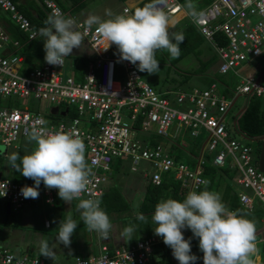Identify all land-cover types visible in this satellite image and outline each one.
<instances>
[{
    "label": "built area",
    "instance_id": "1",
    "mask_svg": "<svg viewBox=\"0 0 264 264\" xmlns=\"http://www.w3.org/2000/svg\"><path fill=\"white\" fill-rule=\"evenodd\" d=\"M42 1L51 13L55 10L63 13L54 1ZM159 7L172 24L176 20L182 21L187 15L177 0H160ZM0 10L10 13L13 21L29 38L36 36L30 20L19 12L11 0H0ZM123 13L130 14L131 9L125 7ZM199 13L197 20L190 19L204 38L212 43L220 59L218 72L223 75L232 72L241 77L230 97L221 93L216 82L205 88L194 87L190 91L170 89L158 92L142 79L141 72L133 64L121 60L119 53L112 54L115 45L107 47L103 37L94 30L95 26L89 28L73 16L77 20V30L93 52L88 58L83 78L77 80L72 72L71 75H64L65 59L61 66L44 62L23 74L24 56L10 54L18 42L11 38L0 22V48H3L0 54L1 144L19 147V138L28 135L34 127L78 135L85 145V162L90 170L87 191L81 194V198L92 199H98L103 194L106 173L118 159L130 161L133 171L137 170L140 162L147 163L149 168L143 169V175L154 185L161 183L164 174L172 173L182 188L200 191L206 182L203 175L206 150L214 166L227 167L235 172L234 182L241 205L249 212L264 211V172L258 168V158L249 145L230 136L224 119L238 95L254 93L264 101V73L258 82L252 75L242 77L239 74L245 63L263 54L264 0H211ZM216 32H222L227 37V45L214 42ZM9 98L20 102L4 104ZM34 103L38 104L37 111H33ZM43 104L51 106L50 109L58 107L59 113L49 111V114H44ZM65 109L67 113L61 115L60 111ZM41 120L45 123L41 124ZM137 133L145 137L140 140L136 137ZM153 133L169 138L168 142L151 143ZM202 135L206 138L195 168L173 157L172 143L178 141L179 145L185 146L186 138H204ZM32 184L33 181L2 177L0 191L5 185L6 194L0 199L9 202L11 208L17 211L33 200L20 194L21 187ZM246 189L251 190V194ZM39 195L51 205L58 196L56 189H48L43 184L39 187ZM261 221L264 224V214ZM45 225L48 226L49 222L46 221ZM94 235L96 254L76 256L69 264H155L151 255L154 247L162 241L154 234L130 247L111 249L109 235L107 238L98 236L96 232ZM259 243L264 244V235L254 241L253 264L258 257ZM0 264L61 263H48L26 252L16 254L7 247H0Z\"/></svg>",
    "mask_w": 264,
    "mask_h": 264
},
{
    "label": "clouds",
    "instance_id": "2",
    "mask_svg": "<svg viewBox=\"0 0 264 264\" xmlns=\"http://www.w3.org/2000/svg\"><path fill=\"white\" fill-rule=\"evenodd\" d=\"M159 2L160 0H150L136 7L130 14H114L110 10H105L103 17L90 14L85 23L89 28L95 26L94 30L103 37L107 47L112 44L116 46L121 60L133 64L138 71L157 73L159 62L155 56L156 50L165 49L170 57L176 58L180 55V44L184 41L182 32L170 34L169 18L159 7ZM184 7L193 20L199 18L200 13L195 9L193 0H186ZM44 23L46 27L40 29L44 60L50 65L61 66L74 48L80 49L83 46V35L77 30V20L66 17L59 10L50 13ZM235 76L238 77L239 84L241 77ZM212 82L218 84L212 80L208 86ZM218 88L222 93L219 85ZM227 115L228 110L224 119ZM40 123L45 122L41 120ZM28 139L34 142V147L27 154L12 152L7 156L14 170L33 181L32 186L21 187L22 197L37 198L39 187L43 184L48 189H56L58 197L67 204L76 200L79 212V221L68 213L58 222L55 242L51 245L46 239L37 241L39 255L51 258L55 255L58 244L68 247L79 222H83L98 236L107 238L112 226L108 215L100 207V201L81 198V194L87 191V178L90 174L85 162V145L82 139L70 132H48L43 127H34L28 134ZM5 194L4 185L0 197ZM150 215L155 225L152 228L154 234L160 236L163 243L171 249L178 264H195L197 256L191 251L193 238L198 240L203 264H253L255 225L238 212L228 210L217 192L204 188L200 191H188L182 200L162 198L154 205V211ZM136 219L145 220V214L136 212ZM185 229L192 234L187 239L183 234ZM134 230V226H125L121 238L131 240ZM250 255L252 259L249 258Z\"/></svg>",
    "mask_w": 264,
    "mask_h": 264
},
{
    "label": "trees",
    "instance_id": "3",
    "mask_svg": "<svg viewBox=\"0 0 264 264\" xmlns=\"http://www.w3.org/2000/svg\"><path fill=\"white\" fill-rule=\"evenodd\" d=\"M16 8L21 14L26 16L33 27L36 30V36L34 38H29L28 34L22 31L17 24L11 18V14L6 11H1L4 13L2 15V23L5 25L8 33L10 34L13 40L18 42L17 46L12 48L11 52L13 54L24 55V61L22 64L21 72L23 74L28 73L34 68L42 65L44 60V50H43V37L40 35V29L46 27L44 21L51 13L49 9H46L42 0H11ZM55 4L62 10L63 14L66 17L75 16L78 21H82L84 24L86 17L83 15L82 10L88 4L89 0H52ZM125 2L126 0H120ZM185 11L188 14L187 9L184 7L186 0H177ZM150 2V0L141 1L136 7L142 6L144 3ZM211 3V0H193L195 9L199 12L204 7L208 6ZM135 7V8H136ZM133 8V10L135 9ZM132 10V11H133ZM191 17H185L178 25L169 30L171 33L182 32L184 35V41L180 44V55L176 58L170 57L167 50L158 49L155 52V56L158 59L159 65L167 69L165 73V79L169 77V70L174 69L177 78L175 86L173 85L172 89H177V86L182 84V82L187 81L191 76H196L199 74H206L207 71L211 69L212 64L215 62L216 57H218L212 43L204 38L199 29L191 21ZM172 21V20H171ZM169 24H172L170 22ZM87 25V24H86ZM79 31V30H78ZM214 42L217 45H227L228 39L222 32H216L214 35ZM207 44L212 52V56L208 59H201L202 46ZM118 49L116 46L112 48V54L116 55ZM186 56H194L199 61V67L193 70L192 73H184L179 69H176V65L179 61L184 59ZM79 57L82 60V66L77 65V58ZM66 62L73 61V75L77 80L82 79V76L85 72V67L87 65L88 56L87 55H70L65 57ZM256 66L260 69L264 68V49L261 57L254 60ZM207 72V73H205ZM212 80L218 82L222 93L231 96L233 95V88L238 82V77L234 74L222 75L218 72L210 74ZM174 80V79H173ZM162 93V91H160ZM246 97L243 96V102L238 103L234 101L232 106L228 109V114L234 110L232 115L233 128L236 133L242 136L245 139L255 141L258 145L255 151L256 158L259 156L260 152V137L264 136V101L262 98L257 97L254 93H251L246 107L242 112L244 102ZM10 102V101H8ZM138 125V123H137ZM161 138L156 134H152L150 137V142L153 144L159 143ZM204 138H192L188 139L189 145L187 147L179 145L178 141L172 146L171 153L177 161H183L182 159L189 155L191 157L188 164L194 165L195 159L197 160L199 156V151L203 144ZM194 158V159H193ZM123 159L116 160L114 164L122 166ZM125 162V161H124ZM19 163V160H17ZM119 169V168H118ZM0 172L2 175L9 177L15 181H32L29 178H25L18 171L14 170L9 164L7 157L0 154ZM203 175L206 178V184L202 186V189L207 188L208 190L220 193L221 200L227 209L236 211L239 214L245 216L247 219L251 220L256 228L255 240L260 236L264 235V224L261 221V218L264 214L262 209L249 212L244 206L241 205L239 201L238 194L235 189L234 176L235 172L228 169L227 167H217L212 163V159L209 155L206 157L204 164ZM112 185L111 183L105 188L103 194L100 198V207L106 212L109 217L111 226L118 224V227L125 226H134V232L132 234V239L128 240L130 244L126 247H130L135 244L138 240L145 239L149 236L154 235L153 229L155 225L151 220V213L154 211V205L162 198H173L177 200H182L187 194L188 190L182 188L177 180L174 179L172 173H166L163 175V179L159 185H154L151 182H147L145 185H141V190L138 193L139 202L137 198L132 195H127L122 190V186H119L117 182ZM201 189V190H202ZM137 202L138 204H136ZM63 200L59 199L57 196L55 198L54 205L62 204L63 209ZM261 211V215H258ZM136 212H142L145 214V220L139 221L136 219ZM256 215V216H255ZM64 211H60V215L56 217L55 226L58 222L64 219ZM73 219L79 221V212L75 210ZM5 221L0 222V227L2 228L5 225ZM77 227H82L86 229L87 226L83 222H79ZM263 230V232H261ZM184 237L187 239L191 237L190 230H183ZM92 244V243H91ZM262 244V257L258 264H264V244ZM94 248L92 247V250ZM191 251L197 256L195 264H203L201 259L202 252L198 248V240L193 238L191 239ZM93 252V251H92ZM96 253V251L94 250ZM93 252V254H95ZM85 257V256H83ZM252 259V255L249 257ZM151 259L155 264H178V261L172 256L171 249L166 246L163 241L159 242L155 247L151 255Z\"/></svg>",
    "mask_w": 264,
    "mask_h": 264
},
{
    "label": "rangeland",
    "instance_id": "4",
    "mask_svg": "<svg viewBox=\"0 0 264 264\" xmlns=\"http://www.w3.org/2000/svg\"><path fill=\"white\" fill-rule=\"evenodd\" d=\"M123 7H124V2L120 0H89L88 4L82 10V13L86 17V19L90 14H97L103 17L105 10H110L114 14H123ZM2 15H4V13H1L0 11V22H2L3 20ZM2 50L3 48H0V54ZM71 54L92 56L93 52L89 48L87 42L84 39L83 46L80 49L74 48ZM219 60H220L219 57H216V61L219 62ZM76 62H77V65L82 66V60L80 57L79 59L77 58ZM197 67H199V61L194 56H186L184 59L179 61L176 65V69H179L180 71L184 73H192L193 70H195ZM249 68H252L255 72H257V74L254 75L255 79H257V77H259L262 70L258 66L253 65V64ZM169 71H170L169 77L167 78V80L165 79V73H167V69H165L163 66H160V65H159V71L157 73L149 74L147 72H141V71L140 72L142 74V79L145 82H147L151 87H153L155 90L166 91L172 88L173 85L175 86L177 84L175 82V79L177 78L175 74V70L170 69ZM63 72L65 76L71 75V71L69 69L68 64H66L65 67L63 68ZM200 75H203V78L206 77L204 76V74H199L197 76H191L187 81H184L182 82V84L178 85L177 88H180L181 90H184V91H190L194 87H199V88L207 87L208 85H206V83L204 84L202 83L201 80L197 79V77ZM241 102H243L242 96L239 97L237 104ZM42 107L45 109L44 114H49V111L51 110L50 109L51 106L43 104ZM70 108L73 111V107L70 106ZM233 114H234V110H232L225 117V121L227 122L229 126L230 136L238 141H241L245 144L250 145L253 149H256L258 144L255 141L245 139L242 136H240L238 133H236L235 129L233 128V122H232ZM136 137L141 140L145 137V135L142 133H139V134L137 133ZM0 139H1V135H0ZM17 144L19 145L20 155L27 154L34 147V142L28 139V135L21 136ZM2 147L3 145L0 143V149ZM204 154L207 157L208 151L205 150ZM182 160L183 162L188 164V162H190L191 160V157L189 155H186ZM188 165L191 168H195L197 165V160L195 159L194 165H190V164ZM131 167H132V163H130V161H125V162L123 161L122 166L120 165L116 166V164H112L110 171L106 173L107 181L104 185L105 188L110 183L112 185H115L114 183L117 184L118 182L120 183L118 185L122 186V190L124 191V193H126L127 195H132V196L134 194V196L138 199V193L141 188V185H138V183L145 185L148 182V178L144 177L143 175V169L147 167L149 168V165L147 163L140 162V164L136 166L137 168L136 171H133ZM4 177H7V175ZM245 191L248 194H251V190L246 189ZM32 201L33 202L30 201L29 203L25 204L21 209L17 211H12V213L9 214L10 215L8 217L9 224H7L4 230H2V228L4 227L0 228V230H2L1 237L4 238V239L2 238L3 241L0 240V246L4 245L16 254H24L26 250L25 247L27 245V246H30V250L27 253L30 254L31 256L44 258L48 263H61V264L73 263L77 255L87 256L88 254L91 253V251L94 252V250H91L88 254L86 253V251L84 250V245H83L84 241L74 242L73 240H71V243L73 242L72 244L73 247L71 246L70 248L69 246L65 247L63 244H58L57 248L55 249V255L52 256L51 258L45 257L43 255H39V251L37 247L38 240L46 239L49 241L50 245L52 242H55L54 241V237L56 235V233H54V231L56 230V227H55L56 219L55 218H56V212H58L59 210L56 208H53L50 204L45 203V198L42 197L41 195H39L37 198H35V200L33 199ZM6 203L7 202L4 199H0V209L2 210L6 209L7 208ZM258 215H261V211H259ZM2 219L3 217L1 216L0 220ZM46 220L52 223V229H48V230L45 229L44 222ZM116 228L117 229L120 228L118 227V224L111 227L110 229L111 234L116 232L117 230ZM49 235H52V236L50 237ZM83 235L85 236V233ZM108 240H110L111 249L121 247L120 243H115L116 238L114 236L110 237ZM257 253L261 258L262 253H263L261 243L257 244Z\"/></svg>",
    "mask_w": 264,
    "mask_h": 264
},
{
    "label": "crops",
    "instance_id": "5",
    "mask_svg": "<svg viewBox=\"0 0 264 264\" xmlns=\"http://www.w3.org/2000/svg\"><path fill=\"white\" fill-rule=\"evenodd\" d=\"M141 1H143V0H126L125 2H124V7H123V9L125 8V7H129L130 9H131V12H132V10H133V8H135ZM124 14V13H123ZM178 21H180V20H176L173 24H170L169 25V30L170 29H172L173 27H175L176 25H178L180 22H178ZM2 23V22H1ZM10 54H13V53H10ZM14 55H18V54H14ZM24 56V55H23ZM88 56V58L89 57H91V55H87ZM212 56V52H211V50H210V48H209V46L207 45V44H204L203 46H202V54H201V59H208V58H210ZM261 57V56H260ZM258 59V58H257ZM255 61H256V59H254ZM254 60H251V61H249V62H247V63H245L244 65H243V67L242 68H240L239 69V74L240 75H242V77H246V76H249V75H252V76H254L255 74H257V72H255L252 68H249V67H251L252 66V64L253 65H257V63L255 64V62H254ZM67 64H68V66H69V69H70V71L73 73V64H74V62L73 61H70V62H66ZM219 63H220V60H219V62L218 61H216L215 60V62L212 64V66H211V69L210 70H208V73H207V75H205L204 74V76H206L205 78H203V75H200V76H198L197 77V79H199V80H201L202 81V83H206V85H208L211 81H212V78H211V76H210V74H213L214 72H218V65H219ZM39 66H41V65H39ZM38 66V67H39ZM37 68V67H36ZM23 69V68H22ZM264 69V68H263ZM263 69H261V70H263ZM26 74V73H25ZM197 76V75H196ZM82 78H83V76H82ZM172 88H173V86H172ZM172 88H170V89H172ZM239 97L240 96H238V97H236L235 98V101H238V99H239ZM243 97V96H242ZM8 101H10V102H8ZM18 102H20V100H17V99H14V98H9V99H7L6 101H5V103L4 104H7V105H10V104H12V103H14V104H16V103H18ZM203 137H204V140H203V143L205 142V138H206V136L205 135H202ZM1 143V142H0ZM174 144H176V142H174V143H172V146L174 145ZM184 147H187L188 145H189V142H188V139H185V143H184ZM203 145V144H202ZM3 146H5V145H3ZM181 146H183V145H181ZM6 147V149H7V151L10 149V148H12V147H7V146H5ZM15 148H18V150H19V147H17V146H15ZM172 151V150H171ZM9 154L7 153V154H5L4 156H8ZM199 157V156H198ZM198 159V158H197ZM115 163V162H114ZM113 163V164H114ZM3 177H4V175H2ZM9 178V177H8ZM141 190V189H140ZM42 196V195H41ZM43 197V196H42ZM135 197V196H134ZM136 198V197H135ZM35 200V199H34ZM137 202H139V198L136 200ZM30 202V201H29ZM29 202H27V203H29ZM31 202H33V201H31ZM64 202V201H63ZM54 203H55V201H54ZM76 204H77V201H71L70 203H63V209H62V204H58V205H54V204H50L53 208H56V209H58L59 211L58 212H56V217L57 216H59L60 215V211H64V213H65V215H67L68 213H71V215H72V217L74 216V213H75V210L77 211V209H76ZM136 204H138V203H136ZM24 206V205H23ZM22 208V207H21ZM20 208V209H21ZM19 210V209H18ZM12 211H15V210H13L12 208H11V206H10V211L7 213V208L6 209H4V210H2V209H0V217L2 216L3 217V219L2 220H0V222H2V221H5V225H3L2 227H4V228H2V230H4L5 228H6V226H7V224H9L8 222H9V214L10 213H12ZM56 219V218H55ZM46 221H48V220H46ZM45 221V222H46ZM45 222H44V227H45V229H52V223L50 222V221H48L49 222V225L48 226H46L45 225ZM56 227V226H55ZM1 228V227H0ZM57 228L58 227H56V230L54 231V233H57ZM123 228V227H122ZM121 227L119 228V229H117L116 230V232L115 233H113V234H111V232L109 231V238L110 237H112V236H114L115 238H116V242L115 243H120L121 244V246H126V245H128V244H130V242L129 241H127V237H125L124 239H122L121 238V231L123 230ZM2 230H0V240L1 241H3V237H1V231ZM263 230H264V227H263ZM262 230V231H263ZM91 232V233H90ZM85 233V236L83 235ZM120 235V236H119ZM50 237L52 236V235H49ZM95 235H94V231H90L88 228H86V229H83L82 227H77L75 230H74V232H73V234H72V236H71V240H73L74 242H82V241H84L83 242V245H84V250L86 251V253L88 254L91 250H92V247L94 248L93 250H95L96 251V239H95V237H94ZM85 237V238H84ZM3 238V239H2ZM109 241V243H110V240H108ZM92 243V244H91ZM73 242L72 243H70V245H69V247L71 248V246L73 247ZM0 247H6V246H4V245H1ZM25 252L27 253L29 250H30V246H27L26 245V247H25ZM60 249V248H59ZM95 253V252H94ZM91 254H93V252L91 251V253L90 254H88V255H91ZM96 254V253H95ZM87 255V256H88ZM77 256H80V255H77ZM81 256H83V255H81ZM258 257H256L255 258V263L254 264H258L259 262H260V256L259 255H257ZM86 257V256H85ZM44 259V258H43Z\"/></svg>",
    "mask_w": 264,
    "mask_h": 264
},
{
    "label": "water",
    "instance_id": "6",
    "mask_svg": "<svg viewBox=\"0 0 264 264\" xmlns=\"http://www.w3.org/2000/svg\"><path fill=\"white\" fill-rule=\"evenodd\" d=\"M264 73V69L262 70V72L260 73L259 77H257L256 81L258 82L262 76V74ZM251 93L245 95L246 97V101L244 102V105L242 107V109L240 110V112H242L244 110V108L246 107L247 105V102H248V98L250 96ZM38 110V104L37 103H34L33 105V111H37ZM50 112L52 114H57L59 113L58 112V107L56 106H53L50 110ZM67 113V110L65 109L64 111H60V114L61 115H65ZM260 141H261V144H260V152H259V156H258V168L260 171L264 172V136L260 137ZM12 152H18L19 153V150L18 148H15V147H12L10 148L8 151L6 149L5 146H3L1 149H0V154L2 155H5V154H10ZM85 155H86V152H85ZM0 178H2V173L0 172ZM7 213L10 211V203L7 202ZM263 232V231H261ZM257 234V233H256Z\"/></svg>",
    "mask_w": 264,
    "mask_h": 264
},
{
    "label": "bare ground",
    "instance_id": "7",
    "mask_svg": "<svg viewBox=\"0 0 264 264\" xmlns=\"http://www.w3.org/2000/svg\"><path fill=\"white\" fill-rule=\"evenodd\" d=\"M188 16V14L186 15V17ZM73 17H75V16H73ZM76 18V17H75ZM35 69V68H34ZM157 136H159V138H161V140L159 141V143H167L168 142V140H169V138H165V137H163V136H160V135H157ZM158 144V143H157ZM248 145V144H247ZM250 146V145H249ZM251 147V146H250ZM252 148V147H251ZM252 150H253V152L255 153V151H254V149L252 148ZM257 162V161H256ZM203 171H204V169H203ZM98 200H99V198H98Z\"/></svg>",
    "mask_w": 264,
    "mask_h": 264
}]
</instances>
